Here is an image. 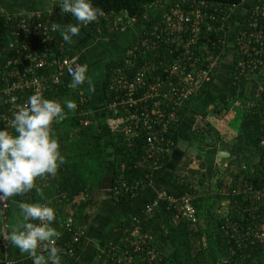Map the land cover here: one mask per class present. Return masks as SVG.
<instances>
[{
    "label": "trees",
    "instance_id": "obj_1",
    "mask_svg": "<svg viewBox=\"0 0 264 264\" xmlns=\"http://www.w3.org/2000/svg\"><path fill=\"white\" fill-rule=\"evenodd\" d=\"M251 1L92 0L93 6L101 9L103 14L98 15L97 20L82 25L80 32L90 38L110 40H116L123 32L134 27H139L141 34L123 48L117 57L107 62L101 83L104 95L101 114L94 112L96 102L87 81L73 89L70 87L71 76L67 74L61 77L56 91L51 90L44 95V98L55 99L62 105L65 100H72L77 105L75 111L64 108L66 118L53 122L51 125L55 138L63 142L62 147L66 148L68 153L64 157V164L58 167L56 174L48 175L52 182L46 184L45 176L37 178L35 184L36 188L40 189L39 192L33 188L28 193L8 199L11 203L8 211L9 217L17 209L16 203L48 204L55 210L53 227L57 233L63 234L64 241L70 237L63 226L68 217L73 218L75 226L83 227L85 230L84 236L75 244L77 254L88 239L90 229L106 203V206L111 209V212L109 210L110 219L102 229L99 245L110 237L115 239L122 236L127 237L125 230L127 227L132 229L133 219L137 217L142 220L143 245L153 246L158 254L152 264H220L224 261H226L224 264H253L256 261L264 264V243H252L255 227L257 228V225L263 222L264 216L260 212L251 211V202L244 192L249 186L264 188V144L262 145L264 142V45L256 43L255 39H252L250 43L248 39L250 34H258L261 29H264L262 14L257 16L259 28L251 27L248 20L257 5L264 6V0H255L251 9L245 11L244 6ZM202 2L208 5V8H202L203 13L211 17L202 26L197 41L191 47V53L201 58L203 54H206V48L209 46L207 49L217 50L219 56L221 55L219 62L222 63L228 49L226 48L224 54H221L218 39L222 37L226 41L232 34L231 43L233 44L231 45L234 47V55L233 58L229 56V62L226 61L228 63V74L226 75L228 85H230L229 82L233 84L235 81L241 89L249 88L253 84L257 85V89L248 98L246 106L239 110L237 133L230 145L232 155L224 160L227 162V167L219 169L218 172L220 179L218 187L226 196L228 210L222 214L206 217L203 221L201 212L205 209L206 195H203L199 188H195L187 177L180 176L177 167L170 172L172 174L168 176L169 180L162 194L175 198L191 195V203L197 212V221H190L183 216L180 204L169 206L166 201H162L150 216H146L147 204L158 194L143 203H139L137 199L145 188L168 174L169 163L173 155L177 154L180 143L182 122L199 96L211 92L217 74L212 73V82L207 83L198 94L193 95L176 108V119L164 135L165 143L162 152L157 155L159 156L157 163H155L156 158L149 161L144 160L147 156L145 149L148 145V135L144 129L129 140L126 139V130L133 127V122L128 120L133 109L121 102L127 99L129 94L123 90L117 91L113 87L114 79L121 73L133 76L148 62L156 68V71L152 72L153 75H164L162 72L164 66L183 51V49L178 50L177 46L171 42L173 37L168 35L167 31L161 30L166 27L164 16L173 5L183 4L187 8L195 9ZM51 4H56L58 7V0H0V65L10 40L7 15L30 11L44 14ZM233 5H239L237 7L239 16L244 14L239 24L236 23L238 14L227 18L226 13L223 12ZM68 16L73 23H76L71 14ZM121 17L122 21H119ZM131 20L134 21L129 23ZM209 26H211L210 30ZM158 32L161 33L159 38L156 36ZM145 37L155 41L157 47L152 52L146 54L139 52L135 58L134 56L129 57L127 51ZM58 38L62 40L61 33L58 34ZM57 48L52 54H46L50 60L57 55H77L80 65H87L88 77L91 63L84 51L72 52L68 43H66L65 53H61ZM244 49L247 51L244 52ZM255 49L258 50V54H255ZM247 52L251 53L250 57H247ZM131 58L132 62L127 63ZM247 58L252 61L261 60L262 64L257 65L258 67L251 71L249 76L235 80V71L240 68L239 60H248ZM165 76L162 77L165 78ZM231 88L229 92L225 90L220 92L210 102V105H214L213 114L220 121H226L228 118L230 107L227 108V102L231 97L230 92H233ZM143 91H138L133 96L137 98ZM2 100L0 96V102ZM0 107V110L6 111L8 105L2 103ZM201 114L204 115L206 121L210 111L203 109ZM205 125L207 131H205ZM2 128L6 129L0 126V129ZM192 132V142H197L200 147L207 145L208 138L211 139L210 132L214 134V138H217L216 134H218L210 121H206L203 127L194 128ZM12 134H15L14 130ZM203 151L213 161L217 159L216 152L201 149V153ZM197 158L200 159V155ZM197 171H193L194 176ZM110 172L112 173L111 187L110 190H105V178ZM197 176L199 177L198 174ZM200 180L202 184V179ZM123 183L127 188L136 183H139V187L127 190ZM260 210L264 214V205L260 207ZM113 212L114 216H112ZM9 252L14 258L11 244ZM1 254L2 252H0V260ZM60 254V264H67L74 258Z\"/></svg>",
    "mask_w": 264,
    "mask_h": 264
},
{
    "label": "built area",
    "instance_id": "obj_2",
    "mask_svg": "<svg viewBox=\"0 0 264 264\" xmlns=\"http://www.w3.org/2000/svg\"><path fill=\"white\" fill-rule=\"evenodd\" d=\"M254 1L252 0L244 6L245 11L251 9ZM238 6L233 5L223 12L226 13L227 18L238 14L236 23L239 24L244 14L239 16ZM203 7L204 9L208 8V5L202 2L198 8L194 9L192 7L187 8L183 4H176L164 16L166 27L161 30L167 31V34L173 37L171 42L177 46L178 50L183 49L173 61L164 66L162 72L166 75L165 78H163L164 75H153L156 68L148 62L133 76L121 73L114 79L113 87L117 91L123 90L129 94L128 98L121 102L124 105L128 104L133 109L128 117V120L133 122V127L126 130V139L129 140L132 136L138 135L139 131H143V129L148 135V145L145 149L147 156L144 159L146 161L152 158H156L155 163L159 161L157 155L163 150L164 135L176 119V108L184 104L193 95L198 94L207 83L212 82V73L217 74L222 69L224 61L219 62L221 55L219 56L217 50L211 51L207 49L208 46L206 54H203L201 58L191 53V47L197 41L202 26L211 17V15L203 13ZM57 13L58 7L56 4H51L44 14L30 11L7 15L10 40L0 65L2 82L0 96L3 99L0 104H7L8 108L6 111L0 110V126L9 129L10 134L13 130L10 127L11 116L17 110L18 105L23 106L27 98L36 92H40L44 97L51 90L56 91L61 82V77L64 74L71 76V70L80 65L77 55H57L58 57L56 56L51 60L46 55L55 52L57 47L61 53H65L66 50V43L58 38L60 26ZM259 14L264 16V6L257 5L252 16L248 18L251 27L259 28L257 19ZM118 20L122 21V17ZM132 21L134 20L129 23ZM52 24H57L58 29L53 30ZM208 29L210 30L211 26ZM160 35L161 33L156 36L159 38ZM232 37L230 34L229 39H227L228 43L222 37L218 39L221 54H224L226 48L228 49L225 60L230 55L233 58L234 55V47L231 45L233 44L231 43ZM248 39L250 43H252V39H255L256 43L264 45V29H261L258 34H250ZM213 45L215 46V42ZM156 47L155 41L145 37L140 42L138 41V44L132 49H129L127 55L135 58L139 52L146 54L152 52ZM230 50L232 52H229ZM246 51L247 49H244V52ZM254 51L255 54L259 53L256 49ZM250 56L251 53L247 52V57ZM131 62L132 58L127 63ZM260 63L262 64L261 60L240 59V68L234 74L235 80L249 76L251 71L257 68ZM233 84L236 85V81ZM138 91L143 92L136 98L133 94ZM263 144L264 142H262ZM123 186L126 187V184L123 183ZM137 187H139V183L131 185L130 188L126 187V189L133 190ZM244 192L251 202V211L260 212L264 216L263 211L260 210V207L264 205V188L249 186ZM162 201H166L169 206L180 204L183 216L190 221H197V212L191 203V195L175 198L160 193L147 204L145 215L150 216ZM10 207L9 200L0 202V237L6 236L11 230V216L8 215ZM63 226L70 237L64 241L63 234L57 233L58 239L54 246L63 256L75 257V244L84 236L85 230L83 227L75 226L71 217L66 219ZM254 231L252 243H264V217L263 222L257 225ZM125 233L128 235L127 237L122 236L119 239L110 237L102 245L98 244L94 258L88 264H152L153 259H156L158 254L153 246L142 243L141 218L134 217L132 229L127 227ZM9 248L10 242L0 238V252H2L0 264H18L15 257L11 256ZM38 253L46 254L45 248H39Z\"/></svg>",
    "mask_w": 264,
    "mask_h": 264
},
{
    "label": "clouds",
    "instance_id": "obj_3",
    "mask_svg": "<svg viewBox=\"0 0 264 264\" xmlns=\"http://www.w3.org/2000/svg\"><path fill=\"white\" fill-rule=\"evenodd\" d=\"M58 7L61 15L71 14L76 21L66 24L61 33L63 42L68 44L79 34L82 25L95 21L98 15L103 14L101 9L93 6L92 0H58ZM51 27L56 30L59 26L52 24ZM87 72L86 64L73 68L70 87L75 89L87 81L89 90H92ZM64 108L75 111L77 105L72 100H65L62 105L36 92L12 113L10 127L15 134L0 129V202L30 192L36 188L37 178L54 176L58 167L64 164L60 144L51 128L53 122L66 118ZM36 190L40 191L39 188ZM18 208L23 222L0 238L6 239L20 253H26L32 264H60L61 254L54 246L58 239L53 227L54 208L40 202L18 203ZM41 247L45 248L46 255L38 253Z\"/></svg>",
    "mask_w": 264,
    "mask_h": 264
},
{
    "label": "crops",
    "instance_id": "obj_4",
    "mask_svg": "<svg viewBox=\"0 0 264 264\" xmlns=\"http://www.w3.org/2000/svg\"><path fill=\"white\" fill-rule=\"evenodd\" d=\"M57 20H58L59 26H60V33H62L66 24L73 23V21L70 19L68 14L61 15V10L59 7H58V13H57ZM132 31H133L132 32L133 40L141 34V29L139 27H134L132 29ZM79 34H80V32H79ZM78 35H76V36H78ZM93 45L94 44H92V46ZM127 45H125V47ZM125 47L123 46V48H125ZM69 48L72 50V52H74V51L78 52L79 51V48H77V46H75L73 44V42L71 44H69ZM120 52L117 53L116 56L109 58V59H106L104 61L103 71H105V66H106L107 62L109 60L117 57L120 54ZM225 61L226 60H224V62ZM217 75H216V78H217ZM103 77H104V72H103ZM103 77L100 81L99 90L101 89V83H102ZM216 78H215V80H216ZM222 83H223V81H222ZM224 84L223 85L225 88L223 87V85L219 86L221 88V90L218 91V94L220 92H222L223 90H225L226 88L228 89L229 85H228L227 80H226V82H224ZM92 85H93V83H92ZM1 87H2V82H1V78H0V90H1ZM232 88L234 91H237L238 89H240L239 90L240 92H246V93L248 92V89H249L247 87L241 89V88H235L233 86H232ZM91 91H92V96L94 97L95 102H96V108H95L94 112H96L97 114H101L103 112L104 95H103L101 90L99 92V95H96V93L93 91V88ZM208 96H209V94L206 97H202V99H204V100H202L201 106L205 107V105H207L209 103L208 102L209 100H207L208 98H211V99L214 98V96H209V97ZM195 104H196V102H195ZM193 107L191 109H193ZM197 113H195L194 119L192 120V122L190 121L188 123V118H187L188 116L182 122L181 134H180V143L178 146L177 154L173 155L172 161L169 163L170 168H169L168 174L165 175L164 178H162L161 180L154 183L153 185L145 188L144 191L142 192V194L140 195L143 197L139 203L149 201L150 199H152L157 194L163 193L165 185L167 184V182L169 180L168 176L172 174V173L170 174V172L173 169L178 167L177 168L178 174L180 176H184L185 178L187 177L189 182L191 184H193L195 188H199L201 193L203 195H206L205 209L203 210V212H201L202 213L201 219L203 221H205L206 217H210L211 215H214V214L216 215L218 213L222 214L223 212H226L228 210V203L226 201V196L223 192H221V189L219 190V187H218V183L220 182V179L218 177L219 174H217L215 176L214 173L216 172L217 169H224L225 167H227V162L221 161V158L218 157V153H219L220 147L222 145L228 146L230 148V151H231L230 145H232V143L234 141L233 138H234L235 134L237 133V130L230 129V131H227L226 133H222L223 130H221L217 126H215V124L212 122L211 119H209V116H208L206 118V121L212 122V125L215 127V129L218 132V134H216L217 138H214V134L212 132H210L211 139L208 138L207 145L205 144L204 147H200L197 142H195V141L192 142L191 134L193 133L192 130L194 128H198L201 126L203 127V125L206 121L204 119L205 118L204 115H202L201 113L198 115ZM205 131H207L206 125H205ZM227 138H229V142L226 141ZM58 142L60 144L61 153L65 157L67 155L68 151L66 148L62 147L63 142H61L60 140H58ZM106 145H107V143H106ZM201 149H204L206 151L212 150V151L216 152L217 153L216 154L217 159H215L213 161V159H211L209 156L204 154L205 151H203L202 152L203 154H202ZM198 155H200V159L197 158ZM194 170L199 171V172L198 171L196 172V176H194V174H193ZM204 171H211L212 175L211 176H204V173H203ZM197 174L199 175V177L197 176ZM45 177H46L45 178L46 184L49 182H52V181H50V178L48 177V175H45ZM200 179H202V184L200 183L201 182ZM199 180H200V182H199ZM111 181H112V173L110 172L105 178V183H104L105 184L104 185L105 190H110ZM159 182H162V184L160 185ZM108 183H109V185H108ZM200 187H201V189H200ZM53 198L54 197H52V199ZM16 204L18 207V203H16ZM106 207L107 206L105 203L103 210L100 212V214L98 215V217L94 221L92 228L90 229L88 239L85 241L84 245L81 247V249L76 254V256L67 264H88L93 260L95 252H96L98 244H99L102 229L106 226V224L109 222V219H110L111 210L109 212V210H106ZM114 215L115 214L113 212L112 216H114ZM22 222L23 221H22V216L20 214V210H19V208H17L10 217L11 229L14 226H16ZM13 250H14V257L17 260L18 264H32V259L26 253H20V251L17 248H15L14 246H13ZM263 263H264V260H263ZM253 264H260V263H258L256 261Z\"/></svg>",
    "mask_w": 264,
    "mask_h": 264
},
{
    "label": "rangeland",
    "instance_id": "obj_5",
    "mask_svg": "<svg viewBox=\"0 0 264 264\" xmlns=\"http://www.w3.org/2000/svg\"><path fill=\"white\" fill-rule=\"evenodd\" d=\"M132 29L133 28L123 32L122 36H119L116 40H110L108 38H90L89 36H86L82 32H80V34L78 36H75L72 38L73 44L75 46H77V48H79V50L84 51L87 54L88 61L91 63V70H90V73L88 75V79H90L92 81L93 91L96 93V95H99L100 90L102 91V88L99 90V86H100V81L103 77L104 61L106 59H109V58L116 56V54L122 50L123 46L125 47V45H127L128 43L133 41ZM92 44H94V45L92 46ZM229 58L230 57L228 56V58L226 59L227 62L230 61ZM227 62H224L222 64V69L217 73L218 74L217 78L214 82V85L211 88V92L209 93V96H216L218 94V91L221 90V88L219 86L223 85L224 82H226V80H227L226 75H227V69H228V63ZM222 81H223V83H222ZM224 85H223V87H224ZM256 87H257V85L253 84V86L249 87L247 93L246 92H240L239 91L240 89H238L237 91L232 90L233 92H230L231 97H230V100H228V102H227V108L230 107V110H228V118L226 121H220L213 114L212 109H213L214 105H210V102L213 99L208 98L207 100H209L208 101L209 103L208 104L206 103L207 105H205V107L201 106V102H202V100H204V99H202V97H206L208 94H206V95L203 94V96L202 95L199 96L198 100L196 101V104H194L193 109H191L188 113V117H187L188 123L190 121L192 122V120L194 119L195 113L198 112L197 114L199 115L201 113L200 111L205 109L206 111H210V114L208 115L209 119L212 120V122L215 124V126H217L219 129L223 130L222 133H226L227 131H230V129L237 130L236 124H237V120L239 117L238 114L240 113L239 110L241 107L246 106V104L248 103V100H249L248 98L257 89ZM229 88L230 87L228 86V89L226 88L225 92H229V90H230ZM226 141L229 142V138H227ZM224 160L225 159H222L221 161H224ZM169 168H170V166H169ZM218 172H219V169L216 170L214 175L216 176L217 174H219ZM203 173H204V176H211L212 175L211 171H204ZM159 184L161 185L162 182H159ZM108 185H109V183H108ZM142 197L143 196H139L137 201H140L142 199ZM106 210H111V209L106 207Z\"/></svg>",
    "mask_w": 264,
    "mask_h": 264
},
{
    "label": "water",
    "instance_id": "obj_6",
    "mask_svg": "<svg viewBox=\"0 0 264 264\" xmlns=\"http://www.w3.org/2000/svg\"><path fill=\"white\" fill-rule=\"evenodd\" d=\"M231 155H232V153H231L230 148L228 146L222 145L220 147V151L218 153L219 158L227 159V158H230Z\"/></svg>",
    "mask_w": 264,
    "mask_h": 264
},
{
    "label": "flooded vegetation",
    "instance_id": "obj_7",
    "mask_svg": "<svg viewBox=\"0 0 264 264\" xmlns=\"http://www.w3.org/2000/svg\"><path fill=\"white\" fill-rule=\"evenodd\" d=\"M226 59H227V58H226ZM226 61H227V60H226ZM226 61H225V62H226Z\"/></svg>",
    "mask_w": 264,
    "mask_h": 264
}]
</instances>
